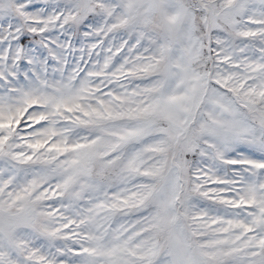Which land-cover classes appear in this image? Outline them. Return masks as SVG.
Instances as JSON below:
<instances>
[{
  "label": "snow or ice",
  "instance_id": "snow-or-ice-1",
  "mask_svg": "<svg viewBox=\"0 0 264 264\" xmlns=\"http://www.w3.org/2000/svg\"><path fill=\"white\" fill-rule=\"evenodd\" d=\"M0 264H264V0H0Z\"/></svg>",
  "mask_w": 264,
  "mask_h": 264
}]
</instances>
